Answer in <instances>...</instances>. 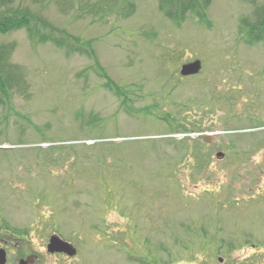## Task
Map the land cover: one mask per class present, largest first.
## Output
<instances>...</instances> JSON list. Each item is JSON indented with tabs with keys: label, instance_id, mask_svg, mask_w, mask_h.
Listing matches in <instances>:
<instances>
[{
	"label": "rangeland",
	"instance_id": "1",
	"mask_svg": "<svg viewBox=\"0 0 264 264\" xmlns=\"http://www.w3.org/2000/svg\"><path fill=\"white\" fill-rule=\"evenodd\" d=\"M92 1L16 0L72 51L0 34L24 75L0 101L6 264H264V40L241 25L264 0L180 23L157 0Z\"/></svg>",
	"mask_w": 264,
	"mask_h": 264
},
{
	"label": "trees",
	"instance_id": "2",
	"mask_svg": "<svg viewBox=\"0 0 264 264\" xmlns=\"http://www.w3.org/2000/svg\"><path fill=\"white\" fill-rule=\"evenodd\" d=\"M44 1V0H34ZM68 6L69 3H85L89 0H55ZM100 0H93L97 3ZM211 0H157L159 9L170 20L180 23L189 11L200 13V7L207 6ZM255 2V0H251ZM247 41L264 40V2L255 7L252 19H244ZM25 28L31 38L44 43L50 41L67 51L74 50L73 43L66 39L56 28L33 14L29 8L22 6L16 0H0V34L11 30ZM13 44H0V101L19 89L24 83V75L20 68L11 63ZM77 51V50H76Z\"/></svg>",
	"mask_w": 264,
	"mask_h": 264
},
{
	"label": "water",
	"instance_id": "3",
	"mask_svg": "<svg viewBox=\"0 0 264 264\" xmlns=\"http://www.w3.org/2000/svg\"><path fill=\"white\" fill-rule=\"evenodd\" d=\"M201 68L200 60H194L192 62L183 64L180 69V74L183 76L192 75L198 73ZM206 140L209 141V137H206ZM47 251L49 253H64L68 256L75 255V249L66 241L61 240L59 237L53 235L49 239L47 245ZM31 261V259H28ZM27 260V261H28ZM27 261H20V264H27ZM6 262V253L3 249H0V264H5Z\"/></svg>",
	"mask_w": 264,
	"mask_h": 264
},
{
	"label": "flooded vegetation",
	"instance_id": "4",
	"mask_svg": "<svg viewBox=\"0 0 264 264\" xmlns=\"http://www.w3.org/2000/svg\"><path fill=\"white\" fill-rule=\"evenodd\" d=\"M190 264H194L195 262H194V260L192 261V262H189Z\"/></svg>",
	"mask_w": 264,
	"mask_h": 264
}]
</instances>
